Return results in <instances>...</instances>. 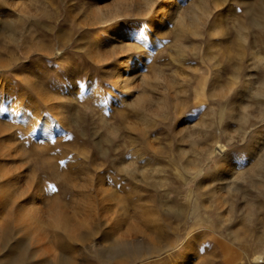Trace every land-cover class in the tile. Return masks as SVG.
<instances>
[{
    "label": "rangeland",
    "instance_id": "obj_1",
    "mask_svg": "<svg viewBox=\"0 0 264 264\" xmlns=\"http://www.w3.org/2000/svg\"><path fill=\"white\" fill-rule=\"evenodd\" d=\"M163 4L0 0V264H264V0Z\"/></svg>",
    "mask_w": 264,
    "mask_h": 264
},
{
    "label": "bare ground",
    "instance_id": "obj_2",
    "mask_svg": "<svg viewBox=\"0 0 264 264\" xmlns=\"http://www.w3.org/2000/svg\"><path fill=\"white\" fill-rule=\"evenodd\" d=\"M178 1L179 0H164V4H163V9L164 10H162V11H169L171 8H172V6L173 5H176L177 3H178ZM176 11V10H175ZM155 26V22L153 21L152 22V24H151V26L149 27V30H148V28H147V30H148V32H147V35H149V36H151V32H153V30H154V27ZM157 30V29H156ZM128 38V37H127ZM153 38V37H152ZM148 40V39H147ZM148 42V41H147ZM128 43V42H127ZM211 44V43H210ZM212 45V44H211ZM207 48V50H209L210 52V54L212 53V51L210 50V47H208V46H206ZM206 50V51H207ZM141 53V52H140ZM208 53V54H209ZM142 54V53H141ZM138 55H140V54H138ZM241 55V54H240ZM206 56V55H205ZM206 57H208V56H206ZM213 57H215V56H210L208 59H209V61L212 63V64H210L209 65V67L208 68H206V75L205 76H202V78L200 79V81H199V85H198V87L199 88H201V89H204L205 91H206V80H207V77L210 75V77H212V79H211V82H212V87H214V85H216L217 83H219L220 81H217V79L219 78V77H221V66H220V64H219V62H217V57L214 59ZM240 57H242V56H240ZM263 58H264V56H262V55H260L258 52H253L252 53V61H251V65H249L250 67L252 66V65H255V63L256 62H259V63H262L263 62ZM133 63H135V62H133ZM131 64L130 63H125L123 66H125V68L126 67H128V66H130ZM120 66H121V64H120ZM134 67V66H133ZM123 69V68H122ZM128 71V70H127ZM26 74V73H25ZM130 74V73H129ZM236 74V73H235ZM27 76V75H26ZM237 74L235 75V76H233V78H230V80H228L229 82V84L227 83V85H226V88H228L227 86L228 85H232L233 83H234V80L233 79H237ZM251 77H252V72L251 71H249V72H247V74H246V76L244 77V80L241 82V87L239 88V89H237V92H245V91H247L248 90V88H249V86H250V84H251ZM209 79V78H208ZM29 80H31V78H29L28 77V81ZM131 80V78H129V77H123V76H121L118 72H117V70L115 71V77H114V83H116V85L117 84H119L123 89H124V91H125V94H128L129 93V91H130V89H131V85H130V81ZM212 89V88H211ZM210 89V90H211ZM214 89V88H213ZM210 90H208V91H210ZM224 93V92H223ZM222 94V93H221ZM120 97V96H119ZM122 99H125V97L124 98H122ZM139 104V103H138ZM246 105V104H245ZM241 118V117H240ZM233 135V134H232ZM255 137V136H254ZM257 141H259L258 139H253L252 140V143H251V146H256V144H257ZM262 146V145H261ZM252 149H253V147L251 148V149H249V150H247L248 152H247V154H246V156H250V154H251V151H252ZM214 150H217V151H220L221 153H223V155L225 154V152H226V145L224 144V143H222V142H216V146L214 147ZM237 164L238 163H233L232 161H228V159L227 158H223L222 160H221V162H220V164H219V166H218V168H217V171H216V173H215V175L218 177V178H230V177H232V176H234V174L235 175H239V176H242V173L243 172H236V168H237ZM218 180V179H217ZM39 191H40V189H39ZM41 197V194H40V192H35L34 194H33V196L31 197V199L29 200V201H27V199L25 198V200L27 201L25 204H24V206H23V209L24 210H28V208L27 207H35V206H37V200L39 199ZM184 243H186V240H185V242ZM155 246V245H154ZM152 247L153 246H149V247H147V252H151L152 251ZM185 251V250H184ZM113 252V251H112ZM124 255V254H123ZM262 254H255L254 256H253V260L254 261H256V260H258V259H260L262 256H261ZM263 260V259H262ZM261 262V261H260ZM183 263V258L182 257H179V258H176L175 260H174V262L173 263H171V264H182Z\"/></svg>",
    "mask_w": 264,
    "mask_h": 264
},
{
    "label": "snow or ice",
    "instance_id": "obj_3",
    "mask_svg": "<svg viewBox=\"0 0 264 264\" xmlns=\"http://www.w3.org/2000/svg\"><path fill=\"white\" fill-rule=\"evenodd\" d=\"M53 191H55V189H52Z\"/></svg>",
    "mask_w": 264,
    "mask_h": 264
}]
</instances>
